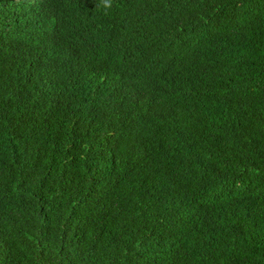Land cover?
Returning a JSON list of instances; mask_svg holds the SVG:
<instances>
[{"label": "trees", "instance_id": "obj_1", "mask_svg": "<svg viewBox=\"0 0 264 264\" xmlns=\"http://www.w3.org/2000/svg\"><path fill=\"white\" fill-rule=\"evenodd\" d=\"M0 264H264V0H0Z\"/></svg>", "mask_w": 264, "mask_h": 264}, {"label": "clouds", "instance_id": "obj_2", "mask_svg": "<svg viewBox=\"0 0 264 264\" xmlns=\"http://www.w3.org/2000/svg\"><path fill=\"white\" fill-rule=\"evenodd\" d=\"M104 7L110 8L112 6V0H103Z\"/></svg>", "mask_w": 264, "mask_h": 264}]
</instances>
